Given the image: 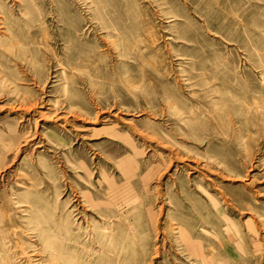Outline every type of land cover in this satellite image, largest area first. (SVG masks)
I'll use <instances>...</instances> for the list:
<instances>
[{"label": "rangeland", "instance_id": "rangeland-1", "mask_svg": "<svg viewBox=\"0 0 264 264\" xmlns=\"http://www.w3.org/2000/svg\"><path fill=\"white\" fill-rule=\"evenodd\" d=\"M0 264H264V0H0Z\"/></svg>", "mask_w": 264, "mask_h": 264}]
</instances>
